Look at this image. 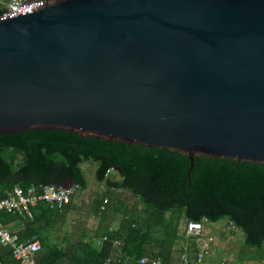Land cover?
Instances as JSON below:
<instances>
[{
	"label": "water",
	"instance_id": "water-1",
	"mask_svg": "<svg viewBox=\"0 0 264 264\" xmlns=\"http://www.w3.org/2000/svg\"><path fill=\"white\" fill-rule=\"evenodd\" d=\"M264 163V0H23L0 15V134Z\"/></svg>",
	"mask_w": 264,
	"mask_h": 264
},
{
	"label": "trees",
	"instance_id": "trees-1",
	"mask_svg": "<svg viewBox=\"0 0 264 264\" xmlns=\"http://www.w3.org/2000/svg\"><path fill=\"white\" fill-rule=\"evenodd\" d=\"M4 9L5 4L0 0V15ZM88 159L99 162L95 170L97 180L105 182L108 188H122L137 195L151 209L150 218H123L118 226L103 234L105 238L99 248L88 241L80 242L70 251L42 243L38 259L45 264H112L116 240L123 243L118 264H141L139 259L146 254L157 255L165 263L172 262L163 250L169 243L162 244L159 251L149 248L147 252L146 241L156 227L163 229L162 236L168 237L172 224L182 218L186 222H217L226 218L242 231L246 245L259 247L264 242V163L261 162L195 156L188 177L190 160L179 151L81 137L68 130L28 129L0 134V198L15 185L26 189L31 185H66L70 181L75 188H84L86 180L80 163ZM112 171L119 174L118 179H110ZM110 193H104L103 197ZM71 200L61 208H50L40 200L32 208V218L1 212L0 219L7 228L18 220L23 222L19 229L11 231L20 241L40 239L41 221L53 218ZM168 212L170 218L166 217ZM174 212L178 214L172 215ZM154 217L157 222L147 225ZM177 236L174 232L173 240ZM191 243L189 254L194 255L198 243L196 240ZM0 264L21 263L14 258L11 248L0 243Z\"/></svg>",
	"mask_w": 264,
	"mask_h": 264
},
{
	"label": "rangeland",
	"instance_id": "rangeland-1",
	"mask_svg": "<svg viewBox=\"0 0 264 264\" xmlns=\"http://www.w3.org/2000/svg\"><path fill=\"white\" fill-rule=\"evenodd\" d=\"M8 1L2 0L4 4ZM98 165L99 162L93 159L84 160L80 163L86 186L84 188H75L71 198V207L67 209L62 218L63 220H60L64 221V223L56 230L57 244L67 251L73 250L82 241H88L96 248H99L102 245L104 236L101 237V242H97L94 240L95 234L98 236L103 235L118 226L119 222L128 216H133L136 219L150 218L151 209L144 206L137 195L122 188H108L105 182L96 179L95 170ZM109 176L112 180L119 178V174L116 171H112ZM67 184H70V181ZM106 192H112V194L110 193L111 195L104 198L103 194ZM102 203L104 206L99 209ZM94 210L98 211L95 212ZM175 214L177 215L178 213L174 212L172 215ZM166 217L170 218L171 213L168 212ZM156 222L154 217L152 221L147 222V225L151 226ZM185 223L186 221L182 218L180 222L176 221L172 224L168 237L162 236L163 229L156 227L152 236L147 238V246L151 250L159 251L162 244L169 243L170 245L164 247L163 250L168 252L170 259L174 258L181 250L191 252L189 245L194 242L195 238L188 236ZM141 225H143L142 222L140 223ZM214 225L215 228H217L216 225L221 228V234L216 233L219 240L221 261L224 260L226 264H264V242L259 247L246 245L242 231L228 223L226 218L218 220L217 223L203 221V228L205 226L209 231L207 233L209 234L208 236H213L214 232L211 228H214ZM174 232L178 236L173 240ZM64 238L71 245L67 246L68 242H65V244ZM157 239H159L158 242L156 241ZM122 245L121 240L114 244V251L111 257L112 264H118Z\"/></svg>",
	"mask_w": 264,
	"mask_h": 264
},
{
	"label": "built area",
	"instance_id": "built-area-1",
	"mask_svg": "<svg viewBox=\"0 0 264 264\" xmlns=\"http://www.w3.org/2000/svg\"><path fill=\"white\" fill-rule=\"evenodd\" d=\"M21 1L23 0H9L5 4V8L15 11ZM109 171L110 169L107 172ZM75 186L71 183L66 185L42 184L38 187L31 185L26 189H22L20 186L15 185L7 192L5 197L0 198V213L19 214L24 219L32 218V208L40 200L45 201L50 208H61L71 199ZM185 225L188 236L194 237L198 243V249L194 255L183 251L176 262L165 263L157 255L146 254L139 259V262L141 264H203L206 258L212 254L211 244L213 243V238L210 236L202 237L204 235L203 221L188 220ZM0 243L11 248L14 258L19 260L21 264H45L38 259L41 251V244L38 238L20 241L15 233H12L3 225L1 219ZM220 264H226V262L222 260Z\"/></svg>",
	"mask_w": 264,
	"mask_h": 264
},
{
	"label": "crops",
	"instance_id": "crops-1",
	"mask_svg": "<svg viewBox=\"0 0 264 264\" xmlns=\"http://www.w3.org/2000/svg\"><path fill=\"white\" fill-rule=\"evenodd\" d=\"M71 203L72 201L67 204L64 208H62V210L60 212H58L55 216H53V218H45L44 220L41 221V226H42V231L40 233L41 237L40 239H38L40 241V244L44 243V245H58L56 242V230H58L60 228V225H62L64 223V221H60L63 220L62 218L64 217V214L66 213L67 209L71 207ZM61 223V224H60ZM215 223V222H213ZM217 223V222H216ZM23 225V222L18 220L16 222H14L12 225H10L9 230L10 231H15L17 229H19L21 226ZM56 226V228H54ZM217 228H211V230L214 232L213 236L210 235V237L213 238V242L211 244V256L206 258V260L203 262V264H220L221 262V252H220V246H219V240L217 239V234H221V228L220 226L216 225ZM72 229V228H71ZM217 231V232H215ZM203 232L204 235L202 237H208L209 234H207L209 231L207 230V228H203ZM95 234V232H94ZM101 237H103V235L98 236L97 234H95V238L94 240H96L97 242H101L100 239ZM105 237V236H104ZM42 241V242H41ZM65 242H68L67 244ZM117 242H119L118 240H116L114 242V244H116ZM64 243L68 246L71 245V243L69 241H66V238H64ZM216 245V246H215ZM59 246V245H58ZM73 246V245H72ZM61 247V246H59ZM149 246L147 249V252H150L149 250ZM180 256V252L174 256V258L170 259L172 260V262H176L179 259Z\"/></svg>",
	"mask_w": 264,
	"mask_h": 264
}]
</instances>
